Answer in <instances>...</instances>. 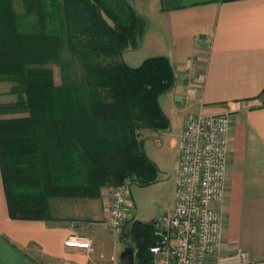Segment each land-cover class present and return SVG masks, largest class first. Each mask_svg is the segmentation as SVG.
Instances as JSON below:
<instances>
[{
    "label": "trees",
    "instance_id": "obj_1",
    "mask_svg": "<svg viewBox=\"0 0 264 264\" xmlns=\"http://www.w3.org/2000/svg\"><path fill=\"white\" fill-rule=\"evenodd\" d=\"M0 0V81L18 99L0 105V165L12 217L43 219L49 201L97 198L103 187L146 185L159 169L140 130L169 120L160 97L176 75L166 56L136 67L119 59L136 49L146 22L129 0ZM67 50L81 78L55 84L50 70ZM62 68L65 64L61 65ZM7 114H24L4 118ZM121 237L135 264H152L154 225L132 220Z\"/></svg>",
    "mask_w": 264,
    "mask_h": 264
},
{
    "label": "crops",
    "instance_id": "obj_2",
    "mask_svg": "<svg viewBox=\"0 0 264 264\" xmlns=\"http://www.w3.org/2000/svg\"><path fill=\"white\" fill-rule=\"evenodd\" d=\"M129 1L146 22L136 49L147 45L173 66L175 84L161 97L173 92L184 107L178 139L187 114L231 112L224 197L212 202L222 214L217 253L243 250L241 264H264V0H147L144 8ZM4 83L11 85L0 81V89ZM111 199L103 187L97 198L50 199L48 218L12 217L0 165V264H119ZM72 235L89 238L92 248L65 246Z\"/></svg>",
    "mask_w": 264,
    "mask_h": 264
},
{
    "label": "built area",
    "instance_id": "obj_3",
    "mask_svg": "<svg viewBox=\"0 0 264 264\" xmlns=\"http://www.w3.org/2000/svg\"><path fill=\"white\" fill-rule=\"evenodd\" d=\"M188 88L187 93H191ZM232 114L189 115L181 132L175 202L154 224V241L149 247L152 264H241L246 251L219 256L222 214L212 202L224 197L227 171V144ZM129 183L112 191L110 219L112 232L123 226L124 205ZM129 190V189H128ZM65 246L90 250L89 238L72 235Z\"/></svg>",
    "mask_w": 264,
    "mask_h": 264
},
{
    "label": "rangeland",
    "instance_id": "obj_4",
    "mask_svg": "<svg viewBox=\"0 0 264 264\" xmlns=\"http://www.w3.org/2000/svg\"><path fill=\"white\" fill-rule=\"evenodd\" d=\"M14 7L19 13L23 12V6L20 0H13ZM135 4L139 8H144V3L147 0H134ZM145 11H149V6ZM151 57L149 54L147 45L144 48L129 51L119 59L124 61L130 66H139L143 60ZM65 64L62 68L61 65ZM38 67V69H46L52 72L53 80L55 84L59 85L62 81H76L81 78L82 67L79 61L73 57L67 50L62 53V63L50 61L45 65L32 66ZM79 80V79H78ZM9 84L4 83L0 89V105H10L17 101L18 95L16 93L10 92ZM176 100L173 92L162 96L160 98L161 106L170 118L169 128L161 131L155 130H140L138 132L139 138H143V148L147 156L153 160L156 165L160 166L162 173H158V178L146 185H138L137 183H130L127 187V200L124 205V220L123 226L119 232H111L114 236V240L117 243L118 251L123 249L121 233L127 222L128 217H134L136 221L153 225L162 216L161 214L168 209L173 199L174 185L176 189V176L178 171V158H176L177 145L180 143L178 139V133L180 130V125L182 123L184 112V107H178L176 105ZM184 104V103H183ZM198 114V113H197ZM24 114H9L5 117H19ZM196 115L187 114L184 117L183 124L187 116ZM168 130H171L168 132ZM183 130V126H182ZM179 157V156H178ZM164 172V173H163ZM129 180L111 187V191L117 186L126 184ZM129 189V190H128ZM176 197V194H175ZM175 199V198H174ZM161 215V216H160ZM160 216V217H159ZM78 236V235H77ZM120 252L115 255V260L117 263L122 264L123 260L120 259Z\"/></svg>",
    "mask_w": 264,
    "mask_h": 264
},
{
    "label": "water",
    "instance_id": "obj_5",
    "mask_svg": "<svg viewBox=\"0 0 264 264\" xmlns=\"http://www.w3.org/2000/svg\"><path fill=\"white\" fill-rule=\"evenodd\" d=\"M134 217L127 220V222H131ZM123 249L120 252V259L123 260L122 264H135V253H134V246L122 238Z\"/></svg>",
    "mask_w": 264,
    "mask_h": 264
}]
</instances>
